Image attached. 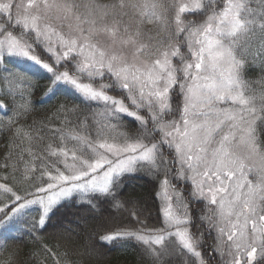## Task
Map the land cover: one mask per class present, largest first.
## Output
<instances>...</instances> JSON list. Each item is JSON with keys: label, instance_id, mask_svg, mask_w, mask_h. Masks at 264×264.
<instances>
[{"label": "snow or ice", "instance_id": "1", "mask_svg": "<svg viewBox=\"0 0 264 264\" xmlns=\"http://www.w3.org/2000/svg\"><path fill=\"white\" fill-rule=\"evenodd\" d=\"M248 64L264 68V0H0V233L38 239L76 197L127 213L100 239L146 264H264V76ZM39 78L73 97L55 122H28ZM141 171L154 218L123 200ZM8 243L0 264L39 256Z\"/></svg>", "mask_w": 264, "mask_h": 264}, {"label": "trees", "instance_id": "2", "mask_svg": "<svg viewBox=\"0 0 264 264\" xmlns=\"http://www.w3.org/2000/svg\"><path fill=\"white\" fill-rule=\"evenodd\" d=\"M244 75L249 80L259 79L264 76V68L248 64ZM35 83L32 97L33 111L28 122H55L53 117L57 107L61 104L71 105L73 97L64 93L50 98L46 95L48 81L39 78ZM4 86L0 84V87ZM10 140V132L0 127V163H3V157L9 151ZM7 172V169L0 168V176ZM11 182V180L8 181V183ZM155 184L156 181L143 171L127 176L124 179L123 200L134 203L137 208L144 210L145 216L154 218L157 215L159 203L155 199ZM110 212L115 220L109 225V230L121 223L127 213L122 216L107 205L90 209L85 202L73 197L53 210L46 230L39 235L38 239H33L27 234V226L23 223L15 225L11 231L0 233V239L9 241L8 251H11L13 247L18 248L25 260H28V253L39 252V256L28 264H65V261L78 264L81 259L79 253L86 247L94 249V253L84 258V264H146V258L133 242L125 240L107 242L100 239L105 234V229H102L100 225L108 219ZM13 238H16L15 244L12 243ZM45 248L51 249L55 256L46 254ZM4 254L6 255L7 252Z\"/></svg>", "mask_w": 264, "mask_h": 264}]
</instances>
